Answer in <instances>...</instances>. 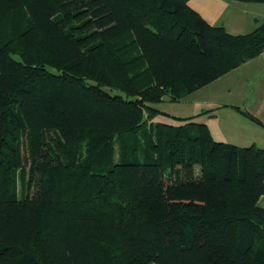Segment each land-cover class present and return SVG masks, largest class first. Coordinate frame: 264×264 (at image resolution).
Returning a JSON list of instances; mask_svg holds the SVG:
<instances>
[{
    "label": "trees",
    "instance_id": "trees-1",
    "mask_svg": "<svg viewBox=\"0 0 264 264\" xmlns=\"http://www.w3.org/2000/svg\"><path fill=\"white\" fill-rule=\"evenodd\" d=\"M263 52L187 0H0V264H264V149L155 121Z\"/></svg>",
    "mask_w": 264,
    "mask_h": 264
},
{
    "label": "crops",
    "instance_id": "crops-1",
    "mask_svg": "<svg viewBox=\"0 0 264 264\" xmlns=\"http://www.w3.org/2000/svg\"><path fill=\"white\" fill-rule=\"evenodd\" d=\"M188 5L211 26H219L232 35L254 31L264 23V4L237 0H187ZM190 105L195 121L208 126L217 142L247 148L264 149V52L211 84L183 99ZM170 102L164 99L157 105ZM259 119L260 125L242 114ZM208 112V113H207ZM157 121L164 122L165 115ZM192 117V116H191ZM264 208V195L258 201Z\"/></svg>",
    "mask_w": 264,
    "mask_h": 264
},
{
    "label": "rangeland",
    "instance_id": "rangeland-1",
    "mask_svg": "<svg viewBox=\"0 0 264 264\" xmlns=\"http://www.w3.org/2000/svg\"><path fill=\"white\" fill-rule=\"evenodd\" d=\"M117 91H113L112 94H117ZM165 99H168L167 97ZM170 101V100H169ZM162 103V102H161ZM159 105V104H158ZM162 110H166L167 111V115H165L164 119H165V123L168 124H172V125H180L181 121L179 119H185V118H191L194 117L195 115H192V111L190 108V105L181 100V101H170V102H166L163 105L160 106ZM158 108V107H157ZM159 117H157L155 119V121H157ZM198 122H201L200 120H198ZM36 191V186L33 185L30 190L28 191H24L25 194H29L30 196H32L34 194V192ZM23 192V188L21 186V183L19 182V186H18V194L19 197H22Z\"/></svg>",
    "mask_w": 264,
    "mask_h": 264
}]
</instances>
